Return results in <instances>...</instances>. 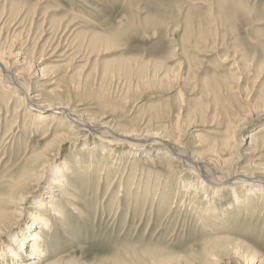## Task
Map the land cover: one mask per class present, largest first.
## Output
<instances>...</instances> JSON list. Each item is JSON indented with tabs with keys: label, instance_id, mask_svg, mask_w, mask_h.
<instances>
[{
	"label": "rangeland",
	"instance_id": "1",
	"mask_svg": "<svg viewBox=\"0 0 264 264\" xmlns=\"http://www.w3.org/2000/svg\"><path fill=\"white\" fill-rule=\"evenodd\" d=\"M0 58L37 89V104L143 134L172 129L180 115L179 140L189 155L206 157L214 145L226 151L227 172L264 168V0H0ZM38 67L42 78H30ZM4 83L0 94L12 99L0 96V212L14 220L4 199L24 174L53 163L51 178L71 167L55 191L64 216L48 212L46 254L33 262L230 264L223 247L236 241L264 259V196L235 209L226 197L208 205V194L189 189L197 173L162 145H145L137 156L117 144L107 155L94 136L74 140L80 133L68 131L69 122L51 129L63 135L43 138L51 119L32 125L30 104L17 115L22 93ZM43 190L29 211L48 200ZM214 204L217 214L209 211ZM27 221L0 238V260Z\"/></svg>",
	"mask_w": 264,
	"mask_h": 264
},
{
	"label": "bare ground",
	"instance_id": "2",
	"mask_svg": "<svg viewBox=\"0 0 264 264\" xmlns=\"http://www.w3.org/2000/svg\"><path fill=\"white\" fill-rule=\"evenodd\" d=\"M11 68H12V66L10 67L8 62H6L5 60H0V84L5 82L4 84H7L8 87H13L16 89V92L22 93V98H20L21 100L19 99L20 100L19 101L20 108H19V110H16V111H18V112H16V114L19 113V111H21L23 109L28 110L27 104H30L31 105L30 106V108H31L30 112L36 116V118H34V120L32 122V125L36 124L37 122H39V123L43 122V121L47 122L51 119L52 122L50 121L51 124L48 126V130L46 132H44L45 130L42 131L43 138L47 139V138H50V136H51L53 139L55 137H58L59 135L62 134V132L54 134V131H56L57 128L55 130H52V132H51V129L53 128V126L55 124H57V122H59V123L60 122L61 123L69 122L70 127L67 126L68 127L67 130L68 131H74L76 128V131H78L80 133V135H78V136H72V138L74 140H77V141L78 140H84V139H87L89 136H94V137H96V139H98L97 144L100 143L99 146H102L104 152H107V155L114 153L113 152L115 150L114 146L117 144H125L128 146H131L133 151L131 150L128 153L130 155L134 154L137 156L139 154L138 151L139 150L141 151V148L145 147V145H150V144L151 145H153V144L154 145H162L165 149V152L169 154V157H173V158L181 161L187 167V169L191 170L194 173H197L195 178L193 179V181L189 182V185H190L189 189L192 188L191 190L195 191L194 194H198L201 192L206 194V195L208 194V198H209V200L207 199L208 205H210L213 201L216 204L215 200L217 198L226 197V198L232 199V200L230 199V206L232 207V209L233 208L235 209L236 205L249 203L251 201V198H253V197L257 198V197L264 196V176H262V175L257 176L256 175L257 171L263 170V172H264V168H262L261 165L254 164L253 171H250V172L240 170L239 167H234L231 171L227 172V170H225L226 168L225 169L222 168L224 165V163H223L224 159L221 158V156L223 154H225L226 151L224 150V148L222 149V151L218 148H214V145H207V150L209 151V153L206 157H194V156L189 155L187 153V151L185 150V148L183 147L184 144L182 145L180 140H179V138H181L180 136H181V132H182V129L179 125V121H181L180 115L177 116L174 114L175 116H177V120L175 123L176 125L173 126L172 129L171 128L168 129L167 127L165 128V125H164L165 130L161 129L157 132H153V133L148 132L145 134H143L141 132L139 133V131H135V132H129V130L124 131L123 128L120 130V129H117L114 126V124L112 125L110 122H104V120L96 121V119L91 120V119L86 118L82 114L74 113L73 111L69 110L68 107H66L64 105L45 106V105L35 103L36 96H37V94H35V93L37 92V89H35L34 86L32 84H30L29 80L25 79V77L23 76V74L21 72H15ZM141 71H143V70H141ZM142 75H140V76H142ZM42 76H43L42 71L38 67L31 72L30 78L33 77V78L39 79V78H42ZM142 79H145V78H142ZM0 87H1V85H0ZM37 88H38V86H37ZM4 94L7 96L6 93H4ZM11 94H12V92H11ZM5 95L3 96V93L0 94L2 100L4 97H6ZM12 95H14V94H12ZM8 96L6 99H9ZM6 99H5V101H6ZM11 99H12V97H10L9 101H11ZM28 113H26V115ZM16 114L14 116L18 115V114L17 115ZM180 114H182V113H180ZM22 116H24V115H22ZM60 116L63 117L62 120L61 121L56 120V119H59ZM170 116H172V115H170ZM17 117H15V118H17ZM164 117L165 116H163V118ZM175 119L172 121H175ZM26 121H27V119H26ZM26 121H25V123H26ZM18 122H19V120H18ZM18 122H16V124ZM36 126H39V125H36ZM65 126H66V124L63 127L65 128ZM158 126H160V125H158ZM169 127H171V126H169ZM17 128H18V125H17ZM155 129H157V128H155ZM67 130H66V132H67ZM192 132H194V131H192ZM256 137H257V135L255 137L254 136L251 137L250 145H253L254 143L258 142ZM244 140L245 139L242 140L241 147L244 145H247L244 143ZM223 147H224V145H223ZM145 153L150 154L148 151H146ZM121 155H122V153H121ZM240 156H241V154H240ZM37 157H39L37 160L38 163H39V161L40 162L43 161V159H42L43 156L40 157V155L37 154ZM90 159H91L90 163L94 164L96 161V157L92 156V158H90ZM106 162H105V164H106ZM114 162H115V160H114ZM114 162H112V163H114ZM65 164L66 165H65L64 169L63 168H61L59 170L56 169L57 171L53 172L54 174L52 175L51 178L47 177V173L54 170V164L53 163L43 164L44 168H43V170H41L42 172L24 174L22 179L18 183L15 184L13 189H11L9 191L8 197L5 198L4 201H6V202L8 201L7 203L11 204L14 207L15 218H14V220H11V217H12L11 213H7L5 211L0 212V238L3 236L5 237L7 234L14 233L11 231H15L16 228H20L21 227L20 225L22 224L23 220L27 219L28 221L26 224V228H22L23 233H22V231H18L14 235V237L12 239V241H14V242L16 241L14 243V246L11 247L10 244L9 245L6 244L5 247H3L2 260H0L1 264H38V262L37 263L33 262V260H35V261L41 260V259H43L42 258L43 256L45 257L46 247L43 244V235L45 234L46 230L51 231L53 228L52 227L53 223H52V220H51L49 213H51V214L58 213V215H60L61 217L64 216V211L60 208L59 205L56 204L57 198L55 195V191L57 192L58 190L63 189V188H59V187H63L65 182H66L65 176H63V174L71 171L70 165L68 163H65ZM215 165L218 166V169L216 168V170H218L219 172H217L214 169ZM78 166H80L81 168L83 166L84 167H88V166L90 167L89 164L78 165ZM220 166H221V168H220ZM116 168L117 167H115V169ZM106 169H107V167H106ZM111 169H114V168H111ZM111 171H113V170H111ZM124 172H126V171H124ZM214 173H215V175H214ZM107 174H108V172H107ZM100 176H101V174H100ZM140 187L141 186H139L138 188H140ZM225 188H227V189H225ZM37 189H39V190L44 189L43 193H46L48 195L46 197V198H48V200L47 201H45V200L36 201V204H37V207L39 208V210H37L35 212L34 211L31 212V211H29L30 210V204L33 202V199L35 198L34 194L37 191ZM189 189L187 187L185 189V191H183V192H185V194H189ZM227 190H229V191H227ZM72 200H73V198H72ZM215 204H214V207L210 208V210H209L212 214H217L219 212V209H218V207L215 206ZM221 212H224V210ZM15 219H16V221H15ZM223 249H224V252H226L227 256H229L228 258H230V264H233V263L234 264H264V259H262L260 255H258L256 252H254L251 249V247H248L247 245H245L244 243H242L240 241H236L234 243L226 244L223 247ZM215 251H216V249H215ZM215 251H212L213 253L212 252L211 253L214 254ZM214 255H216V254H214ZM213 259H214V261H212V264H221L222 263L219 258H213ZM39 263H41V262H39ZM42 263H43V261H42Z\"/></svg>",
	"mask_w": 264,
	"mask_h": 264
}]
</instances>
